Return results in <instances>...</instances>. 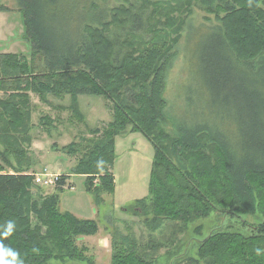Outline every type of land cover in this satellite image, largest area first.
<instances>
[{"label":"trees","instance_id":"16d2710c","mask_svg":"<svg viewBox=\"0 0 264 264\" xmlns=\"http://www.w3.org/2000/svg\"><path fill=\"white\" fill-rule=\"evenodd\" d=\"M69 1L18 0L31 57L0 49V232L15 222L14 232L0 242L24 264L93 262L79 239L98 233V221L60 208L69 176L61 174L52 192V186L36 182L31 146L37 96L47 104L50 97H70L60 107L80 121L86 118L81 95L113 102V120L90 130L99 137L64 145L77 157L74 170L86 175L96 201L115 192L116 136L132 130L155 146L150 195L132 207L151 230L182 228L215 210L264 219V0H127L111 7L71 0L78 12L63 21ZM195 4L219 22L206 32L213 34L202 49L199 73L213 97L209 102L225 107L219 114L226 120L166 110L167 75ZM9 9L0 4V11ZM216 37L220 58H214ZM195 92L189 89V107L195 106ZM55 119L45 114L39 122L51 130ZM168 121L171 132L164 127ZM250 227L249 234L214 229L197 242L198 256L186 249L168 264H264V255L254 251L264 249V220ZM162 244L142 245L121 234L111 264H159Z\"/></svg>","mask_w":264,"mask_h":264},{"label":"rangeland","instance_id":"374dc122","mask_svg":"<svg viewBox=\"0 0 264 264\" xmlns=\"http://www.w3.org/2000/svg\"><path fill=\"white\" fill-rule=\"evenodd\" d=\"M130 1L142 3L143 0ZM98 2L103 6L111 7L126 3L127 0H98ZM0 4L10 8L0 11V49L4 52L24 53L30 58L32 43L24 36L25 17L18 0H0ZM74 6L77 5L70 0L68 5L63 7L61 18L63 21H67L72 13L78 12V10L73 11ZM187 22L189 23L182 31L180 43L176 48L173 66L167 75L166 110L173 116L187 114L190 117L203 119L200 115L202 114L204 118L207 116L213 121L226 120L219 114L226 111L225 107L222 104L214 106L209 102L210 98L213 101V97L205 87L204 74L199 73L202 49L208 37L213 34L206 32L219 22L213 14L207 13L198 4L193 6V12ZM201 39L203 41H200ZM217 40L216 37L214 58H220L217 55ZM191 87L196 88L197 98L195 108L191 105L190 107L193 108L190 109L188 97ZM35 102L38 108L34 115L35 129L32 131L33 170H36V173H45L49 181L60 174L68 175L64 190L60 191L61 210H70L81 218L96 219L100 226L98 233L81 236L79 239V243L88 248V254L93 262L53 259L47 264H111L113 243L121 234H129L142 245L151 244L153 241L161 245L163 242V247L159 249L158 263L168 264L169 257L184 253L186 249L188 254L198 256L197 242L214 229L237 230L249 234L250 225L259 224L264 220L262 215L260 217L257 213L239 218L215 210L210 216L189 222L182 228L176 229L171 225H164L157 230H151L144 223L145 217L132 209L139 198L150 195L155 156V146L150 139L143 132L132 130L116 136V158L113 164L116 189L114 193H104V202H99L96 201V195L87 189L86 175L74 170L77 157L68 153L64 145L74 140H82L83 137L86 139L99 137L101 134H91L90 130L97 127L102 130L113 120V102L99 95H81L79 107L86 117L85 121L73 117L70 109L60 107H67L71 103V98L68 96L63 99L50 97V104L40 101L37 96ZM195 109L203 111L195 112ZM45 114L57 118L56 126L51 130L43 127L39 122L41 116ZM194 120L198 119H191ZM164 127L171 132L172 124L169 121ZM55 184L51 185L49 192L53 191ZM45 191L48 192L46 189Z\"/></svg>","mask_w":264,"mask_h":264},{"label":"clouds","instance_id":"9594fccd","mask_svg":"<svg viewBox=\"0 0 264 264\" xmlns=\"http://www.w3.org/2000/svg\"><path fill=\"white\" fill-rule=\"evenodd\" d=\"M15 230V222L8 221L6 227L0 232V236L7 238ZM257 256L264 255V249L257 247L254 249ZM0 264H24V261L20 259V254L12 249L11 247H6L0 242Z\"/></svg>","mask_w":264,"mask_h":264},{"label":"built area","instance_id":"2783aa9c","mask_svg":"<svg viewBox=\"0 0 264 264\" xmlns=\"http://www.w3.org/2000/svg\"><path fill=\"white\" fill-rule=\"evenodd\" d=\"M48 176L41 172H37L35 173V178H36V182L39 183V184H42V185H53V183L55 184L57 182V180L60 179L61 177V174L60 175H57L52 181H49V179H46Z\"/></svg>","mask_w":264,"mask_h":264}]
</instances>
